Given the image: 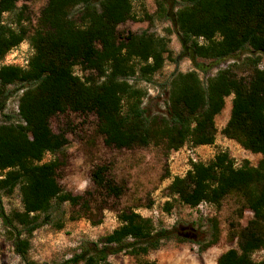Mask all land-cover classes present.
<instances>
[{
    "label": "trees",
    "instance_id": "obj_1",
    "mask_svg": "<svg viewBox=\"0 0 264 264\" xmlns=\"http://www.w3.org/2000/svg\"><path fill=\"white\" fill-rule=\"evenodd\" d=\"M20 1L29 0H0V61L24 40L32 49L25 68L0 63V217L23 264H41L29 257L32 234L44 224L61 229L65 204L69 220L85 217L97 224L101 221L91 217L93 204L103 210L108 198L118 199L124 192L109 163L95 165L90 175L103 202L92 191L73 194L61 186L57 177L66 162L67 137L51 129V117L67 111L93 113L107 146L177 151L187 144L196 148L215 142V116L230 95L229 118L220 133L260 154L257 164L245 160L236 166L228 151L219 150L208 162L191 161L183 176L172 177L167 193L192 208L202 203L218 207L234 196L241 212L248 210L252 217L232 233L237 246L222 252L215 264H264L252 257L264 250V0H179L177 7L176 0L157 1L159 18H169L182 47L172 60L186 56L195 67L171 75L164 113L144 106L147 88L139 81L149 82L172 56L169 37L149 30L119 31L120 24L137 20L133 0H46L36 27ZM4 14H11V21L5 22ZM198 58L235 60L204 82ZM13 85L21 92L19 121L3 113ZM46 154L51 158L45 160ZM16 188L21 209L6 212L2 197ZM171 205L166 201V210ZM117 219L119 225L110 233L83 241L78 253L54 264H107L110 255L120 252L135 257V264H157L143 256L177 237L174 228L157 226L134 209L120 210ZM217 239L216 231L202 250Z\"/></svg>",
    "mask_w": 264,
    "mask_h": 264
},
{
    "label": "rangeland",
    "instance_id": "obj_2",
    "mask_svg": "<svg viewBox=\"0 0 264 264\" xmlns=\"http://www.w3.org/2000/svg\"><path fill=\"white\" fill-rule=\"evenodd\" d=\"M159 0H133V11L137 20H127L120 24V32H142L149 30L158 35L169 37V48L172 56L164 62L163 67L153 75L151 80L139 81V86L147 88L144 106L151 113H164L166 109L167 84L176 71L195 69L192 61L184 56L178 62L172 57L182 52L181 44L166 16L159 18ZM176 0L175 7L179 6ZM28 6L27 15L31 19V27H36L41 9L46 0L20 1ZM146 14L151 18H146ZM11 14H4V21H11ZM167 30H171L168 35ZM29 45L27 40L21 42ZM20 43V44H21ZM19 46V45H18ZM30 46V45H29ZM246 54H238L242 58ZM236 58V57H235ZM214 61L198 58V63L204 64L203 70H198L205 82L218 69L225 68L235 60ZM19 61V60H17ZM1 63V61H0ZM17 63V62H16ZM264 67V55L261 58ZM77 75L82 76L79 67L74 68ZM17 85L10 86L12 94L7 100L4 114L11 115L12 121H19L17 100L21 93L14 90ZM232 95L225 98V106L215 116V126L224 127L230 114ZM0 114V122L2 121ZM50 127L55 132H65L67 143L64 147L66 162L58 171V181L61 186L73 194H83L85 191L94 192L97 201L103 202V197L96 193L91 180V170L97 164L109 163L111 174L118 184L124 187V192L118 199L108 198L107 208L99 209L93 204L91 217L101 222L93 224L85 217L69 220L70 206L65 204L64 226L57 229L52 224H44L37 228L31 237L29 257L41 264L60 263L79 252L83 241L97 240L110 233L119 225L117 213L120 210L134 209L145 217H150L155 225L174 228L177 237L164 241L162 245L150 251L143 258L155 260L157 264H215L217 257L229 248L237 246L236 233L247 224L252 217L248 210L241 212L242 205L234 196L225 197L220 206L202 203L197 207H189L180 203L176 198L168 196L167 186L173 176H183L190 168L191 161L208 162L219 150H226L234 158L236 166L248 160L256 165L261 156L242 148L234 140L224 137L220 131L216 133L215 142L191 148L188 144L177 151H167L163 146L150 145L133 147L131 149L107 146L103 137L97 132V118L93 113L81 114L67 111L51 117ZM51 158L46 154L45 160ZM166 201L172 205L165 208ZM150 205V206H149ZM2 206L6 212L21 209L20 193L16 188L10 195L2 197ZM217 228H214V225ZM218 232L215 244L202 250V246ZM253 259H264V250L253 253ZM107 264H135L136 259L126 252L110 255ZM0 264H23L22 259L15 253L10 234L6 231L0 217Z\"/></svg>",
    "mask_w": 264,
    "mask_h": 264
},
{
    "label": "built area",
    "instance_id": "obj_3",
    "mask_svg": "<svg viewBox=\"0 0 264 264\" xmlns=\"http://www.w3.org/2000/svg\"><path fill=\"white\" fill-rule=\"evenodd\" d=\"M32 54V49L29 45L19 46L12 48L1 60V64H13L25 68L28 64L29 57ZM19 60V61H17ZM17 62V63H16Z\"/></svg>",
    "mask_w": 264,
    "mask_h": 264
},
{
    "label": "crops",
    "instance_id": "obj_4",
    "mask_svg": "<svg viewBox=\"0 0 264 264\" xmlns=\"http://www.w3.org/2000/svg\"><path fill=\"white\" fill-rule=\"evenodd\" d=\"M229 117V116H228ZM227 121V120H226ZM216 127H217V125H216ZM218 128V131H220L221 129H222V127L220 126V127H217ZM229 140H231V139H229ZM199 147V146H198ZM197 148V147H196ZM258 156H261L260 154H258Z\"/></svg>",
    "mask_w": 264,
    "mask_h": 264
}]
</instances>
